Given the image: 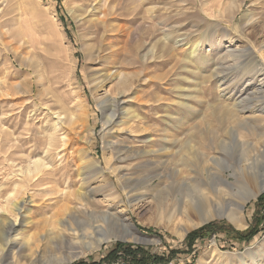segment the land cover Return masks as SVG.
Listing matches in <instances>:
<instances>
[{"label":"rangeland","instance_id":"rangeland-1","mask_svg":"<svg viewBox=\"0 0 264 264\" xmlns=\"http://www.w3.org/2000/svg\"><path fill=\"white\" fill-rule=\"evenodd\" d=\"M249 164L264 175V0H0V264H32L60 208L108 238L36 264H112L117 242L182 264L191 232L249 227L264 194L245 199ZM196 207L213 217L192 225ZM198 248L193 264H264V229Z\"/></svg>","mask_w":264,"mask_h":264},{"label":"bare ground","instance_id":"bare-ground-1","mask_svg":"<svg viewBox=\"0 0 264 264\" xmlns=\"http://www.w3.org/2000/svg\"><path fill=\"white\" fill-rule=\"evenodd\" d=\"M182 41L183 42L185 41L186 44L191 43V45L193 46L192 51L199 48L202 45L201 41H193L190 39L188 40V38H184ZM178 42H180V41H178ZM112 76L113 75H111L110 72L103 74L102 76H100V78L102 77V79H101V81L99 79V81H100L99 83H102L103 81H105L106 79H108ZM105 101H111L112 103H114V106H116V108L117 107L119 108V106H120V101H119L118 96H114L112 98V100L106 99V98L103 99V102H105ZM116 115H117V109H115L112 113L107 114L105 124L111 125L113 123V120H114ZM91 164H94V163H91ZM94 166H95V164H94ZM254 166H256V165H254ZM95 167L97 168L98 165L96 164ZM98 169H100V166ZM244 169H245V172H243L244 173L243 176L246 177V183H247L246 191H245L246 192L245 193L246 194L245 199L247 200V199H250L252 196L256 195L257 193L264 192V175H260L258 173V170H254V168L251 166V164L246 165V168H244ZM31 179L33 182H35L39 179V177L38 176L32 177ZM219 181H220V183L223 182L225 185H229L228 181L226 179L222 178L221 176L219 178ZM200 192L201 191L199 190V193ZM201 195H202V193H201ZM205 199H207V198H204V200ZM194 204H195V206L198 205L196 202ZM198 207H196V210L198 211V213L200 215V221H197V222L195 221V223L192 224L194 226L199 225L201 222H207L208 220H210L213 217V215L210 213L209 210H207L204 207H203L204 209L200 210ZM68 210L71 211L73 209L67 208L65 210H62V208H60L59 210L55 211L52 215H50V217L45 215V218H43V220H42L45 223L44 226L41 227L39 224V226H38L39 232L37 233V235L35 237V241L32 245L29 244L30 245L29 252H31L30 255L33 257L31 260L32 264H36L37 262L39 263L40 259L44 263L47 261L49 262V261L63 260L64 257L58 256L57 252L60 251L61 249H63V247L66 246L67 243L69 245H72V246L75 244L81 243V244H79V248H80L79 251L78 250H76L75 252L72 251L67 256H65L66 259H70L74 256H79L82 254L92 252L95 248H97L105 240H107L108 234L104 230L103 225H101V224L93 225V223H91L90 221L80 220L78 218V215H76L73 212H71L70 215L66 216V212ZM49 223L53 224V225H51L50 229L47 228ZM44 231H46V233H45L46 236L43 237V235H42L43 233H41V232H44ZM38 236H42V238L39 239ZM88 237H90V238H88ZM87 238L89 240H87ZM4 243L5 244L2 247L3 251H4L3 253L8 252L10 249H15V248H19V247H20L19 250H21L22 245L21 244H18V245L15 244V242H13V240H8L7 242L4 241ZM72 246H69L68 248H72ZM73 248L77 249V246H73ZM19 250H18V252H19ZM42 253H43V255H41ZM8 257H9V255H8ZM15 257H17V255H15V253H14V258Z\"/></svg>","mask_w":264,"mask_h":264},{"label":"trees","instance_id":"trees-1","mask_svg":"<svg viewBox=\"0 0 264 264\" xmlns=\"http://www.w3.org/2000/svg\"><path fill=\"white\" fill-rule=\"evenodd\" d=\"M257 209L248 228L237 230L227 222H211L187 235L185 243L189 257L182 264H193L199 255L198 244L204 242L212 233H224L231 240L249 242L264 229V194L256 201ZM147 234H159L152 228H143ZM164 242V241H163ZM122 252L125 258H129L133 264H163L169 260L178 259V250L170 248L169 256L165 254H154L152 250L140 244L117 242L104 257L105 262L114 261L118 253ZM94 264H98L97 262Z\"/></svg>","mask_w":264,"mask_h":264},{"label":"built area","instance_id":"built-area-1","mask_svg":"<svg viewBox=\"0 0 264 264\" xmlns=\"http://www.w3.org/2000/svg\"><path fill=\"white\" fill-rule=\"evenodd\" d=\"M172 262H175V260L174 261L169 260V261L163 262V264H172ZM112 264H133V263L129 258L126 259L125 255L122 252H119L117 260L114 261Z\"/></svg>","mask_w":264,"mask_h":264}]
</instances>
